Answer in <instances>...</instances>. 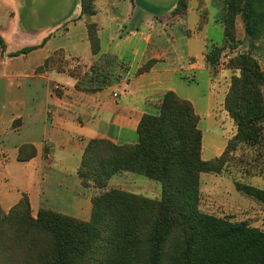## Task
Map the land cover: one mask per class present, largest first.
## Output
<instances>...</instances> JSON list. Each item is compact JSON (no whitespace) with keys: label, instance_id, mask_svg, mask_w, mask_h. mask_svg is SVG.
Wrapping results in <instances>:
<instances>
[{"label":"trees","instance_id":"16d2710c","mask_svg":"<svg viewBox=\"0 0 264 264\" xmlns=\"http://www.w3.org/2000/svg\"><path fill=\"white\" fill-rule=\"evenodd\" d=\"M93 1L81 0V16L95 15ZM241 11L247 38L264 33V0H245L243 6L241 0H229L224 39L234 40ZM88 36L97 54L95 24L88 27ZM47 39L13 56L42 48ZM0 43L4 48L1 37ZM47 62L51 58L44 65ZM235 63L241 74L232 80L224 108L237 131L220 157L202 159L200 118L190 101L168 91L155 114L142 116L135 144L105 139L86 143L78 176L84 187L103 190L92 199L90 220L44 208L34 218L26 195L8 214L0 211V264H264V231L200 210V176L221 173L238 145L264 144V72L249 54L237 56ZM35 156V148L26 144L19 149L18 161ZM125 174L159 182L161 197L107 190L113 177ZM235 186L264 204V189L239 182Z\"/></svg>","mask_w":264,"mask_h":264},{"label":"rangeland","instance_id":"374dc122","mask_svg":"<svg viewBox=\"0 0 264 264\" xmlns=\"http://www.w3.org/2000/svg\"><path fill=\"white\" fill-rule=\"evenodd\" d=\"M142 1L145 4L142 2L140 4L145 6V11L139 9L140 12L137 13V9L127 11L124 8L113 17H104L102 22L99 20L98 26V17L95 18L97 13L93 16H83L82 21L77 20L81 16V0H0V37L5 44L3 48L0 43V211L2 214H8L25 195L20 193L21 195L18 196L15 182L9 179L10 176L4 168L14 155L16 146L28 140L26 133L9 130L12 123L14 127L20 123L17 118L22 115L20 111L22 98L25 97V100L29 101L34 90L32 86L29 87V81L22 82L17 76H20V70L25 68L36 67L37 73L44 72L45 69L55 68L57 72L68 69L70 76L82 78L83 82L88 81L89 85H98L103 79L100 73L97 76L98 74L91 71L87 77L83 76L85 77L83 78L80 65L74 61L71 62L68 59L69 56L62 50H69L78 55L83 54L90 43L88 27L91 28L93 24L96 25L99 45L102 42L104 46L111 42V36L116 34L119 26L120 31H124L121 34L122 38L127 37L131 30L140 28L146 20L143 16H149L150 21L146 22L152 27L168 28L167 36L172 37V40L175 38L172 29L185 26L187 23L186 27L195 34L191 39V49L198 57L200 66H203L207 72L197 71L194 80L182 73L177 76L168 75L160 82L150 83L149 86L155 89L166 87L167 90L175 91L180 97L193 100L202 119L199 128L203 133L202 159L204 161L220 157L226 150L229 140L237 131L235 123L224 108V98L231 87L232 80L241 74L235 59L237 56L249 54L259 62L264 72V33L251 39L247 38L243 21L245 12L241 11L235 21L234 40L224 39L225 6L229 0ZM244 1L241 0V6ZM95 2L94 0V9ZM184 20L187 22L184 23ZM213 20H217L216 23ZM48 31L52 36L44 48L25 55L13 56L17 51L41 44ZM116 40L120 41L119 38ZM100 52L99 48L98 53L93 55H99ZM128 52L124 50L126 57ZM47 57L51 58V62L37 69V65ZM153 63L154 61H149L144 67ZM59 76L61 81L67 78L63 75ZM55 88L59 93L63 87L57 85ZM262 143L238 145L221 173H206L200 176V210L202 212L227 218L233 223H246L264 231V204L242 195L235 186V183L239 182L264 189L260 184V180H264V144ZM48 145L45 144L46 150ZM38 147L41 148L42 144H38ZM55 153L58 159L60 153L58 150ZM48 164L52 162H47L42 170H37L35 174V185L38 189L42 188L44 192L41 194L40 203L45 205V208L64 213L61 212L60 206L73 202L77 193L75 182H73L74 174L69 170H61L58 166L48 167ZM32 167L33 165H28V170L33 171ZM129 178H115L110 186H120L128 192L151 199L161 197L162 186L159 182L141 175H131ZM84 193L86 194V191ZM250 201L260 207L251 205ZM34 207L36 209V203ZM39 210L33 211L31 208L34 218L37 217ZM63 211L69 212L66 208ZM91 214L92 210L85 216L86 221L90 220ZM83 215L81 214V217Z\"/></svg>","mask_w":264,"mask_h":264},{"label":"crops","instance_id":"0c3cea01","mask_svg":"<svg viewBox=\"0 0 264 264\" xmlns=\"http://www.w3.org/2000/svg\"><path fill=\"white\" fill-rule=\"evenodd\" d=\"M95 1L97 13L95 18L98 17V26L99 20L102 22L104 17H113L121 9L125 8L127 11L137 9V13L140 12L139 9H145V6L140 4V2L144 3L142 0ZM208 16L207 21L209 20ZM82 17L80 16L77 20L82 21ZM143 17L146 19L143 25L131 30L125 38H122L121 34L124 31H120L119 26L116 34L111 36V42L104 46L101 42L99 55H93L90 43L84 53L79 55L62 49L69 56L67 57L71 62L74 61L80 65L82 77H87L91 71L98 74L97 76L100 73L103 79L98 85H89L88 81L83 82L82 78L70 76L67 72L68 69L57 72L54 68L38 73L35 71L36 67L20 70L21 75L19 74L20 76L17 78L22 82L29 81V87L32 86L34 90L29 101L25 100V97L22 98L20 103L22 115L17 118L20 123L15 127L12 123L9 130L26 133L28 140L15 145V153L4 168L10 176L8 178L14 180L18 196L20 193L27 195L33 211L42 208L48 209L47 206L45 208V205L40 203L41 194L44 192L42 188L36 187L35 174L37 170H42L43 165L47 162H52V164H48V167L53 165L56 168L58 166L61 170H69L74 174L73 182H75V191H77L73 202L60 206L61 212L65 214L58 212L86 221L85 216L92 210V199L103 192L92 185L84 187L78 176L77 172L82 162L86 143L93 139H105L116 145L135 144L138 140L137 130L142 116L154 114L157 111V101L165 92L173 91L167 90L166 87L150 88L149 84L160 82L163 77L168 75L177 76L179 73L192 77L194 80L197 71L207 72L203 66H200L198 57L191 49V39L195 34L186 27L187 20L183 21L186 23L185 26L172 29L175 37L172 40V37L168 38L167 36L168 28L152 27L147 24L148 20L150 21L149 16ZM184 17L187 18L186 15ZM213 21L216 23L217 20ZM98 28L101 30L100 27ZM44 36L46 37L41 42L48 39L42 48L46 46L52 34L50 35V31H48ZM117 38L120 41H117ZM137 38L138 40H136ZM124 50L129 51L127 57ZM22 58L24 59V57ZM48 58L43 59L37 65V69ZM149 61H154L151 68L140 73L139 70ZM59 75L67 78L61 81ZM95 80L97 79L95 78ZM60 81L61 83H59ZM57 85L63 87L59 93L55 90ZM114 94L117 96L114 97ZM180 98L192 103L200 118V124L201 115L197 112L193 100ZM26 144L35 148L36 156L28 161H18L19 149ZM38 144H42V147L39 148ZM45 144H49L48 150L45 149ZM54 148L60 153L58 159ZM28 165H33V171L28 170ZM60 174L65 175L61 172ZM131 175L134 174L113 177L107 190L120 188V186H110L113 179H130ZM6 180L8 179L6 178ZM260 184L264 188V180H260ZM19 199L20 197L18 201ZM251 201V205L260 207ZM35 203L37 204L36 209ZM64 208L69 212L63 211ZM81 214H84L83 217Z\"/></svg>","mask_w":264,"mask_h":264},{"label":"built area","instance_id":"2783aa9c","mask_svg":"<svg viewBox=\"0 0 264 264\" xmlns=\"http://www.w3.org/2000/svg\"><path fill=\"white\" fill-rule=\"evenodd\" d=\"M117 96V94H114V97H116Z\"/></svg>","mask_w":264,"mask_h":264}]
</instances>
